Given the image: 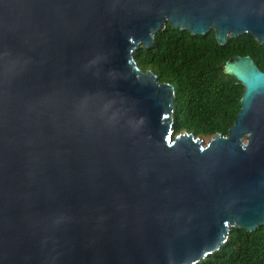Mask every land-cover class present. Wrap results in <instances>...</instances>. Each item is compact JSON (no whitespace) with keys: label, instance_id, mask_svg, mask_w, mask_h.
Wrapping results in <instances>:
<instances>
[{"label":"water","instance_id":"1","mask_svg":"<svg viewBox=\"0 0 264 264\" xmlns=\"http://www.w3.org/2000/svg\"><path fill=\"white\" fill-rule=\"evenodd\" d=\"M169 25L264 44V0H0V264H197L264 227V72L226 136H174L137 67Z\"/></svg>","mask_w":264,"mask_h":264},{"label":"trees","instance_id":"2","mask_svg":"<svg viewBox=\"0 0 264 264\" xmlns=\"http://www.w3.org/2000/svg\"><path fill=\"white\" fill-rule=\"evenodd\" d=\"M142 72L151 71L174 89L172 130L195 138L226 136L240 109L243 86L223 73L227 61L249 56L264 72V44L251 35L228 38L219 45L211 30L193 36L169 25L148 49L133 54ZM197 264H264V227L254 232L231 229L220 250Z\"/></svg>","mask_w":264,"mask_h":264},{"label":"rangeland","instance_id":"3","mask_svg":"<svg viewBox=\"0 0 264 264\" xmlns=\"http://www.w3.org/2000/svg\"><path fill=\"white\" fill-rule=\"evenodd\" d=\"M210 138H200V140L203 142V144H206L209 141Z\"/></svg>","mask_w":264,"mask_h":264}]
</instances>
